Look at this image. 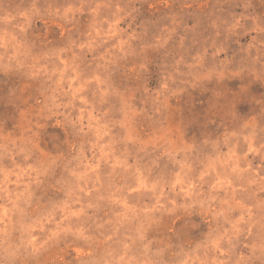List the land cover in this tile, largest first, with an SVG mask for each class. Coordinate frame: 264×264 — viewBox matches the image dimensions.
<instances>
[{
    "label": "rangeland",
    "instance_id": "1",
    "mask_svg": "<svg viewBox=\"0 0 264 264\" xmlns=\"http://www.w3.org/2000/svg\"><path fill=\"white\" fill-rule=\"evenodd\" d=\"M0 264H264V0H0Z\"/></svg>",
    "mask_w": 264,
    "mask_h": 264
}]
</instances>
